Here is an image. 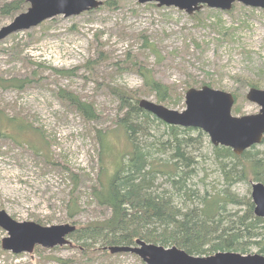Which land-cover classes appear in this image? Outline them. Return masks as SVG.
<instances>
[{
    "label": "rangeland",
    "instance_id": "rangeland-1",
    "mask_svg": "<svg viewBox=\"0 0 264 264\" xmlns=\"http://www.w3.org/2000/svg\"><path fill=\"white\" fill-rule=\"evenodd\" d=\"M106 1L95 9L61 14L0 40V111L25 127L22 135L16 134L22 142L10 134L0 136V210L18 221L83 227L110 214L109 208L90 197L89 187L99 173V144L94 134L96 129L114 128L120 110L117 89L143 92L141 99L181 111L186 108L187 85H208L237 96L235 115L260 109L246 95L251 87L264 89V8L236 2L229 11L204 6L188 13L157 2L113 0L114 5H106ZM5 2L10 0H0V7ZM29 6L28 1L22 12ZM14 17L0 14V29ZM127 53L169 86L171 100L159 102L138 70L125 68L124 63L132 59ZM58 70L69 73L61 75ZM12 80L17 86L8 85ZM60 89L92 103L98 119L84 118L57 95ZM165 129L162 124L160 132ZM151 131L159 134L155 128ZM114 135V148L123 151L124 139ZM192 135L199 136L201 143L195 152L199 164L192 184L200 192L217 191L224 179L215 162L214 145L206 133L193 131ZM256 147L264 149V144ZM71 172L78 175L77 184ZM252 182H236L232 189L251 198ZM158 183L169 189L164 179ZM72 189L80 205L74 216L68 207ZM7 235L0 227V264H146L131 252H104L100 243L85 252L70 235L64 245L37 246L33 252L16 254L2 247ZM255 252H259L256 246L249 251Z\"/></svg>",
    "mask_w": 264,
    "mask_h": 264
},
{
    "label": "trees",
    "instance_id": "trees-1",
    "mask_svg": "<svg viewBox=\"0 0 264 264\" xmlns=\"http://www.w3.org/2000/svg\"><path fill=\"white\" fill-rule=\"evenodd\" d=\"M27 4L28 0H10L2 4L0 14L14 17ZM107 4L115 3L107 0ZM127 54L131 59V53ZM129 62L124 63L127 64L125 68L138 70L144 77L145 86L157 93L159 102L172 99L169 86L156 79L144 62L140 64V60H135L128 65ZM57 72L61 75L69 73ZM8 85L17 86L14 81ZM115 93L120 110L111 131H95L99 144V173L89 187L94 202L111 212L102 220L77 227L70 234L82 246L80 248L92 252L100 243L102 250L107 252L108 246L134 245L137 239H142L165 247L176 245L194 255L217 251L249 253L255 246L264 254V217L254 213L252 198L240 196L232 189L234 183L242 180L264 183V149L259 150L253 145L238 155L230 147L214 145L215 162L222 173L224 186L217 191L200 192L192 181L199 164L195 152L201 143L200 137L192 132L202 136L205 133L199 128L165 123L140 107L143 92H119L117 89ZM57 95L74 106L84 118L98 119L99 113L93 104L81 96L65 89H60ZM162 124L166 129L160 132ZM152 128L159 134L154 135ZM23 129L22 123L0 111V136L10 134L22 142L17 135H22ZM114 134L124 139L123 151L114 148ZM260 144H264V138ZM70 175L77 184L78 175L73 172ZM159 179H164L169 189L162 184L158 186ZM70 200L68 207L73 209L70 215L74 216L80 211L75 189L71 191ZM229 204L234 208L229 209ZM241 206L245 209L237 208Z\"/></svg>",
    "mask_w": 264,
    "mask_h": 264
},
{
    "label": "water",
    "instance_id": "water-1",
    "mask_svg": "<svg viewBox=\"0 0 264 264\" xmlns=\"http://www.w3.org/2000/svg\"><path fill=\"white\" fill-rule=\"evenodd\" d=\"M30 6L14 17L11 23L0 29V40L10 34L30 29L58 15L72 16L95 9L104 0H28ZM141 3L157 2L159 6H174L188 13L201 10L204 6L229 11L234 3L264 8V0H139ZM260 109L256 113L235 115L236 102L232 92L204 85L191 87L185 93L186 108L175 110L146 98L140 107L149 111L165 123L199 128L209 135L213 145L230 147L240 155L264 138V89L251 87L246 95ZM251 198L254 213L264 217V183L252 182ZM0 227L8 235L2 239V247L13 253H30L35 247L53 248L69 242L68 236L77 227L75 224L43 225L37 221H18L6 210H0ZM112 253L131 252L146 264H264V254L217 251L208 255H194L173 245L165 247L137 239L134 245H112L106 247Z\"/></svg>",
    "mask_w": 264,
    "mask_h": 264
}]
</instances>
